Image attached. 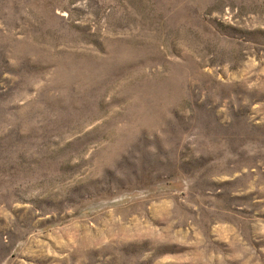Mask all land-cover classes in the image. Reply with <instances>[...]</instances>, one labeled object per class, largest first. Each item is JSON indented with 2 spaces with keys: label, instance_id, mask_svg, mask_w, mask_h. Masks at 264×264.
<instances>
[{
  "label": "rangeland",
  "instance_id": "374dc122",
  "mask_svg": "<svg viewBox=\"0 0 264 264\" xmlns=\"http://www.w3.org/2000/svg\"><path fill=\"white\" fill-rule=\"evenodd\" d=\"M0 264H264V0H0Z\"/></svg>",
  "mask_w": 264,
  "mask_h": 264
}]
</instances>
